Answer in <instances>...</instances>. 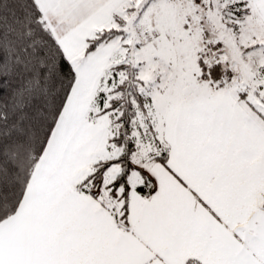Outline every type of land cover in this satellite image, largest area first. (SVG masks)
<instances>
[{"label":"snow or ice","instance_id":"snow-or-ice-1","mask_svg":"<svg viewBox=\"0 0 264 264\" xmlns=\"http://www.w3.org/2000/svg\"><path fill=\"white\" fill-rule=\"evenodd\" d=\"M0 264H264V0H0Z\"/></svg>","mask_w":264,"mask_h":264}]
</instances>
